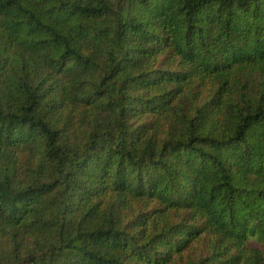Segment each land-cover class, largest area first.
I'll list each match as a JSON object with an SVG mask.
<instances>
[{"label": "trees", "instance_id": "1", "mask_svg": "<svg viewBox=\"0 0 264 264\" xmlns=\"http://www.w3.org/2000/svg\"><path fill=\"white\" fill-rule=\"evenodd\" d=\"M0 264H264V0H0Z\"/></svg>", "mask_w": 264, "mask_h": 264}, {"label": "rangeland", "instance_id": "2", "mask_svg": "<svg viewBox=\"0 0 264 264\" xmlns=\"http://www.w3.org/2000/svg\"><path fill=\"white\" fill-rule=\"evenodd\" d=\"M255 243H257L256 241H251L250 245H255Z\"/></svg>", "mask_w": 264, "mask_h": 264}]
</instances>
